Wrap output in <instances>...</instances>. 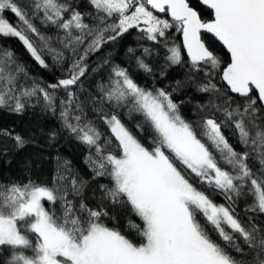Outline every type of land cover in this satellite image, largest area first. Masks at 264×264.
<instances>
[{"label": "snow or ice", "instance_id": "1", "mask_svg": "<svg viewBox=\"0 0 264 264\" xmlns=\"http://www.w3.org/2000/svg\"><path fill=\"white\" fill-rule=\"evenodd\" d=\"M132 29L164 47L162 77L180 66L184 79L171 92L146 88L104 59L92 71L107 66L106 79L84 89L88 58ZM173 29L182 47L170 41ZM9 37L41 68L47 55L65 75L45 83L0 43V108L22 113L35 100L58 113L85 148L91 176L57 155L50 183L32 176L30 161L22 179L0 180V264H264V0H0V38ZM127 51L153 74L151 47ZM187 88L207 97L192 120L181 113L185 101L173 99ZM2 134L16 150L31 143ZM118 212L138 239L115 226Z\"/></svg>", "mask_w": 264, "mask_h": 264}, {"label": "trees", "instance_id": "2", "mask_svg": "<svg viewBox=\"0 0 264 264\" xmlns=\"http://www.w3.org/2000/svg\"><path fill=\"white\" fill-rule=\"evenodd\" d=\"M194 7L202 11L198 5L193 3ZM81 10H84L85 4L81 3ZM6 19L9 22L15 24L16 18L11 12L5 13ZM162 18L168 19L167 16L161 14ZM204 19H210V14L203 12ZM41 31L46 35L55 36V29H45L39 23L35 22ZM170 41H174L176 44H180V34L175 30H169ZM138 32L136 29H132L129 33L124 34L114 42L105 44L104 47L97 53L91 55L86 61L89 71L86 73V77L82 78L84 89H94L96 83L102 79H106L108 68L105 66L99 71H92L96 68L104 59H109L111 63L119 64L122 67L128 68L130 74L134 80L142 87L152 88L155 87L164 88L166 91L171 92L175 86L177 80H183L187 73V67L174 66L167 68L166 75L163 77L160 75V70L165 66V49L161 45H155L150 41H140L137 39ZM205 40L208 43L214 44L215 48L221 54L223 60L227 61L228 56L221 48V46L212 41L209 36H205ZM0 43L12 50L18 60L23 63L30 75L45 82L53 83L56 80L63 78L65 73L62 71V67L53 63L50 56H45L46 62L49 64L48 69L41 68L27 52L22 42L17 38H0ZM144 45L152 48V55L147 57V62L154 69L152 75H147L143 71L138 70L135 61L129 58L128 48H136L137 55L140 54L139 46ZM59 47V45H55ZM185 60L187 57L182 51ZM63 68H67V64L63 65ZM63 95V93H61ZM173 99L179 103L185 101L181 105L182 115L189 120L198 118L195 111V105L197 103L206 102L207 97L201 95L193 88H187L180 92L173 93ZM190 100L191 103H187ZM219 115V114H218ZM225 135L229 137L230 143L239 151L242 150L241 145L233 137L229 130L225 129ZM7 132L12 135L19 134L27 140H30L27 146L23 149L16 150L15 142L8 135L2 133ZM55 132L56 139L51 140V133ZM59 155L71 162L72 167L78 171L86 179L91 176V172L87 168L84 157L86 156L85 148L77 143L75 140L69 137V134L63 129L58 113L53 115L50 111H45L42 103H37L35 100L31 104L26 106L22 113H16L7 108H0V180H20L25 176L23 165L26 162H31L32 176L39 178L42 181L51 182L52 176L56 170V156ZM100 182H105L101 180ZM209 191L207 189H203ZM209 194L212 199L220 204L225 203L224 198L220 195H213L210 191ZM94 203V201H89ZM246 202L241 199L237 205L236 211L243 217ZM119 222L115 226L119 227L122 232H125L126 217L123 212H118ZM246 219V217H244ZM137 223H141L139 218L133 217ZM108 225L114 226L112 221H106ZM130 238L138 239L134 233L125 232Z\"/></svg>", "mask_w": 264, "mask_h": 264}, {"label": "water", "instance_id": "3", "mask_svg": "<svg viewBox=\"0 0 264 264\" xmlns=\"http://www.w3.org/2000/svg\"><path fill=\"white\" fill-rule=\"evenodd\" d=\"M159 15H161V14H159ZM168 19H170V17H167ZM218 43V42H217ZM180 44H181V47H182V35L180 34ZM221 48H222V46H221ZM223 49V48H222ZM224 50V49H223ZM182 51H183V53L185 54V56L187 57V55H186V52L183 50V48H182ZM224 52H225V50H224ZM226 53V52H225Z\"/></svg>", "mask_w": 264, "mask_h": 264}]
</instances>
